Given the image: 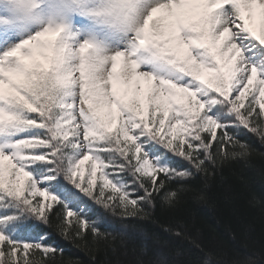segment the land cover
Wrapping results in <instances>:
<instances>
[{
  "label": "snow or ice",
  "instance_id": "snow-or-ice-1",
  "mask_svg": "<svg viewBox=\"0 0 264 264\" xmlns=\"http://www.w3.org/2000/svg\"><path fill=\"white\" fill-rule=\"evenodd\" d=\"M25 3L22 29L0 21V264H83L56 236L89 264H162L127 222L264 161V0ZM238 196L264 240V197ZM192 242L197 264H264Z\"/></svg>",
  "mask_w": 264,
  "mask_h": 264
},
{
  "label": "trees",
  "instance_id": "trees-1",
  "mask_svg": "<svg viewBox=\"0 0 264 264\" xmlns=\"http://www.w3.org/2000/svg\"><path fill=\"white\" fill-rule=\"evenodd\" d=\"M4 17L0 16V21ZM247 139L258 152L264 151L256 137L249 134ZM86 167L87 171L88 162ZM195 183L202 198L187 197L175 213L157 207L151 218L128 221V231L135 237L133 243H142L149 256L158 258L162 264H197L202 253L192 242L193 238L202 245L223 250L229 258L242 257L251 250L258 256L264 254L259 211L249 210L238 196L250 188L264 197V161L257 157L251 165H224ZM93 207L99 208L98 205ZM106 226H110L109 230L122 227L110 213L106 214ZM167 228L171 230L166 231ZM55 238L66 256L89 264L86 252L77 250L68 240ZM131 247L129 255L121 259H132Z\"/></svg>",
  "mask_w": 264,
  "mask_h": 264
},
{
  "label": "clouds",
  "instance_id": "clouds-1",
  "mask_svg": "<svg viewBox=\"0 0 264 264\" xmlns=\"http://www.w3.org/2000/svg\"><path fill=\"white\" fill-rule=\"evenodd\" d=\"M26 8L25 0H0V16H8L14 12L17 16L24 18Z\"/></svg>",
  "mask_w": 264,
  "mask_h": 264
},
{
  "label": "rangeland",
  "instance_id": "rangeland-1",
  "mask_svg": "<svg viewBox=\"0 0 264 264\" xmlns=\"http://www.w3.org/2000/svg\"><path fill=\"white\" fill-rule=\"evenodd\" d=\"M11 11V10H10ZM6 21H11L13 22L14 24L18 25L21 27V29L24 27L25 25V21H24V18L22 17H19L17 16L14 12H11L10 15H8L6 18H5ZM86 164H85V169H86Z\"/></svg>",
  "mask_w": 264,
  "mask_h": 264
}]
</instances>
